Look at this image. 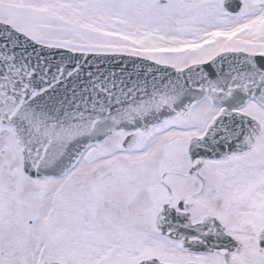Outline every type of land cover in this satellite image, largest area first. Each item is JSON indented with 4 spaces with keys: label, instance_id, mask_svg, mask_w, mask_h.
I'll return each instance as SVG.
<instances>
[{
    "label": "snow or ice",
    "instance_id": "6c2138e0",
    "mask_svg": "<svg viewBox=\"0 0 264 264\" xmlns=\"http://www.w3.org/2000/svg\"><path fill=\"white\" fill-rule=\"evenodd\" d=\"M0 264H264V0H0Z\"/></svg>",
    "mask_w": 264,
    "mask_h": 264
}]
</instances>
